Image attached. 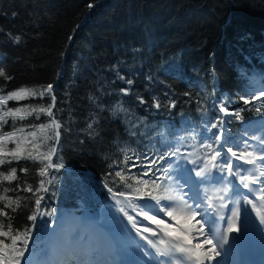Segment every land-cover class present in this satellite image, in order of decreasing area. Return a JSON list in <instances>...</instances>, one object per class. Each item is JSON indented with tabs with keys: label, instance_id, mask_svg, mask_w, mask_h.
<instances>
[{
	"label": "trees",
	"instance_id": "obj_1",
	"mask_svg": "<svg viewBox=\"0 0 264 264\" xmlns=\"http://www.w3.org/2000/svg\"><path fill=\"white\" fill-rule=\"evenodd\" d=\"M10 36H19V43ZM0 67L12 77L0 79L4 92L52 84L56 96L59 142L53 138L40 148L47 152L55 146L53 162L64 165L49 169L52 183L38 174L42 162L22 159L3 166L26 167V173L18 170V182L38 188L44 179L49 188L38 195L45 197L41 211L51 215L29 221L36 197L23 192L18 194L26 199L12 214L14 227L32 229L25 256L41 259L46 232L61 218L97 217L111 204L104 185L117 187L109 174L125 153L143 160L144 154L155 158L170 145L192 151L187 145L210 137L206 126L218 116L231 121L225 125L227 137L241 150L246 147L243 141H251L248 136L264 123V115L248 107L240 122L219 113L216 104L230 99V110L244 108L239 96L262 89L264 0H0ZM41 103L48 106L50 96L9 106ZM42 122L50 117L33 115L17 123L31 131L28 125ZM4 186L9 185L0 182V191Z\"/></svg>",
	"mask_w": 264,
	"mask_h": 264
},
{
	"label": "snow or ice",
	"instance_id": "obj_2",
	"mask_svg": "<svg viewBox=\"0 0 264 264\" xmlns=\"http://www.w3.org/2000/svg\"><path fill=\"white\" fill-rule=\"evenodd\" d=\"M88 7L93 5L90 3ZM10 38L16 43L20 41L19 36ZM0 79H12L3 67H0ZM127 83L130 85L132 81L128 80ZM121 92L128 95L127 89L122 88ZM45 94L51 99L48 106L43 103L38 106H9L10 101L20 102L29 98L43 101ZM238 100L246 107L230 110L229 105L233 103L230 99L220 101L216 107L219 113L240 122H243L241 113L248 110V107L264 115V88L241 95ZM139 102L146 103L143 98H139ZM257 104L260 107H255ZM153 105L157 109L161 107V103L155 99ZM55 106L56 96L52 84L42 89L19 87L7 92L0 89V182L9 185L0 191V264H30L25 261V253L29 250L32 229L13 225L12 214L18 212L22 200L26 199L18 193H30L36 197L34 208L27 216L29 221L35 222L39 215L52 214L41 211L45 197L38 193L49 191L44 179L40 180L38 188H33L26 181L18 182V170L26 173V167L18 169L17 166H11L4 169L3 166L13 165L14 162L18 164L22 159L42 162L43 167L37 169L38 174L48 177V184L52 183L55 177L50 175L49 169L59 171L64 165L53 162L57 150L55 146L47 152L40 148L45 141L53 138L56 143L59 142V129L62 125L54 117ZM169 106L174 108L175 100L170 101ZM41 114H47L50 122L27 126L35 130L26 131L24 125L17 123L33 115L39 120ZM228 123L231 121L218 116L215 122L206 126V131L211 133L210 137L203 136L198 145H187L192 151H182L184 145H170L168 151L155 158L149 159L144 154L142 160L135 152L131 156L125 153L123 160L115 164L116 170L109 175L111 183L117 187L114 190L107 182L104 186L116 198V204L120 205L118 211L147 246H137L148 258L143 264H222L219 259L222 250L230 243L232 234L240 233L241 225L247 227L252 213L256 214L259 224L264 226V138L248 136L249 140L257 141L260 148L257 150L248 140H244L246 147L241 150L238 143L227 137L225 125ZM5 126L11 130L5 131ZM92 127L93 124L89 123L88 128ZM245 135H248L247 131ZM241 164L251 166V170L242 168ZM133 169L141 170L133 172ZM214 172L220 175H213ZM13 182L17 183L13 186ZM121 186L123 191L120 190ZM209 186L212 187L211 192ZM248 206H251V212ZM129 210L135 216L130 215ZM136 217L141 218V226H138ZM142 221H147L153 227L143 226ZM221 222L225 225L223 228L219 227ZM115 251L117 249H111L108 255ZM96 256L95 249L77 252L69 248L62 264H109V261L98 260Z\"/></svg>",
	"mask_w": 264,
	"mask_h": 264
},
{
	"label": "bare ground",
	"instance_id": "obj_3",
	"mask_svg": "<svg viewBox=\"0 0 264 264\" xmlns=\"http://www.w3.org/2000/svg\"><path fill=\"white\" fill-rule=\"evenodd\" d=\"M201 194L203 195V193ZM248 210L251 212V206H248ZM248 220L252 221L257 233L249 234L251 232L248 226L249 222H247V227L241 225L240 233L232 234L230 243L225 246V250H222L220 260L223 264H264V237L261 234V231L264 230V226L259 224L255 213H252ZM89 222L90 220H87V218L82 219L79 224V226H81L80 236L86 238V242L84 243L87 244L93 240L95 235L96 239L90 244L91 246L87 244H84L87 246H79V252L95 249L97 253L96 258L102 261L107 260L109 264H143V261L148 259L137 247L138 245L147 247L144 241L135 240V238L131 236H126L127 239H124L120 235L119 223L115 219L104 216L100 219L101 225L91 226L92 230L88 228L90 227ZM65 224H68V219L63 217L62 220L59 221L57 230H61L60 227H63ZM224 226L222 222L219 224L221 228ZM122 229L125 232L127 231V233L130 231L124 224H122ZM97 235L100 236L99 239H97ZM114 248L117 249V251L109 256L108 252ZM213 264H215V262H213Z\"/></svg>",
	"mask_w": 264,
	"mask_h": 264
},
{
	"label": "rangeland",
	"instance_id": "obj_4",
	"mask_svg": "<svg viewBox=\"0 0 264 264\" xmlns=\"http://www.w3.org/2000/svg\"><path fill=\"white\" fill-rule=\"evenodd\" d=\"M257 83L259 84V82H257ZM261 87L264 88V84ZM253 135H255L257 137L264 138V123L258 124L256 126V129H255ZM249 144L253 145V147L256 148L257 150H259V148H260L258 142L255 140H252L251 142H249ZM249 150H252V149H249ZM236 163H240V162L236 161ZM258 163H261V162H258ZM187 167L191 168L192 165H187ZM241 167L244 169L251 170V166H249V165L241 164ZM244 174H247V173H244ZM213 175L219 176L220 173L214 172ZM228 178L229 179H235L234 177H228ZM177 182L179 183L180 181L178 180ZM254 187H256V186H254ZM185 191H187V189H185ZM211 191H212V187L209 186V192H211ZM115 201H116V199L113 197L111 204L102 207L100 209L97 217L87 218V220H90V222H89L90 227H88V228L90 230H92L91 226L101 225L100 219L104 216H107V217H110L111 219H115L119 223L118 226L120 229V235L124 239H127L126 236H129V237L131 236V237L135 238V240L143 241L136 235L135 230L132 228L131 224H129V222L123 216V214L118 211V208L120 207V205H117ZM221 211L224 212L225 210H221ZM129 214L135 216V213H132L131 211H129ZM66 218L68 219V224H65V225H63V227H60L61 230H57V229H58L59 221H61L62 218L57 222V224L53 228L48 230V232L46 233V242H45V246H44L46 251L44 252L45 253L44 256L41 259H38V258H35V256H33V255L27 254L25 256L26 262H30V264H62L65 256L68 254L69 248L79 252V246L80 247L81 246H87V245L91 246L90 244H92L94 242V240L96 239V237H95L96 235L93 237V240L90 243H88V244L84 243V242H86V238H83L80 236L81 226H79V224L81 223L83 218L80 220H75L70 216H66ZM136 219L138 221V226H141V223H140L141 218L136 217ZM248 222H249L248 226L251 229L250 230L251 232L249 234H252V233L256 234L257 231H256V228L254 227V224L252 223L251 220H248ZM122 224L126 225L128 227V229L131 231V232L128 231V233L130 235L127 233V231L125 232L122 229ZM142 225L148 226V227H153L152 225H148L147 221H142ZM261 234L264 237V230L261 231ZM99 238H100V236L97 235V239H99ZM84 244H87V245H84Z\"/></svg>",
	"mask_w": 264,
	"mask_h": 264
},
{
	"label": "water",
	"instance_id": "obj_5",
	"mask_svg": "<svg viewBox=\"0 0 264 264\" xmlns=\"http://www.w3.org/2000/svg\"><path fill=\"white\" fill-rule=\"evenodd\" d=\"M86 176L90 179V177L88 175H86Z\"/></svg>",
	"mask_w": 264,
	"mask_h": 264
}]
</instances>
